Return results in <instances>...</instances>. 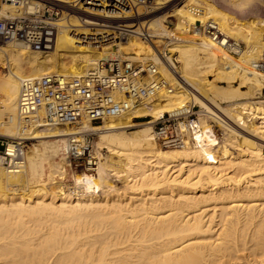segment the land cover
I'll use <instances>...</instances> for the list:
<instances>
[{"label": "bare ground", "instance_id": "1", "mask_svg": "<svg viewBox=\"0 0 264 264\" xmlns=\"http://www.w3.org/2000/svg\"><path fill=\"white\" fill-rule=\"evenodd\" d=\"M26 1L31 6L37 0ZM54 1L70 12L57 20L51 49L0 41V136L38 140L18 166L0 167V264H264V101L257 97L264 75L255 69L264 21L257 11L245 21L237 18L254 0H227L226 7L214 0H152L151 12L121 15L88 0ZM192 7L203 14L197 17ZM16 13L4 4L0 18ZM134 18L136 30L116 44L100 26ZM170 18L179 32L168 30ZM197 21H213L241 58L196 30L192 36L201 40H191L185 32ZM141 32L174 55L161 58L151 40L138 44ZM117 60H152L171 93L100 126L22 123L18 103L25 79L81 77L101 61ZM238 80L248 90L235 86ZM193 106L201 109L195 139L182 148L159 145L155 121ZM145 117L150 120L134 121ZM209 120L223 129L224 142ZM88 133L99 135L97 150L78 154L91 174H80L70 187L64 182L71 170L68 143H81Z\"/></svg>", "mask_w": 264, "mask_h": 264}, {"label": "built area", "instance_id": "2", "mask_svg": "<svg viewBox=\"0 0 264 264\" xmlns=\"http://www.w3.org/2000/svg\"><path fill=\"white\" fill-rule=\"evenodd\" d=\"M31 1V0H30ZM152 0H88L99 3L118 15L136 14L138 8L151 12ZM33 5H23V0H0V11L4 4L17 8L15 15L0 19V41H21L36 51H46L53 47L58 33L56 22L63 13L69 14L64 5L54 0L32 1ZM191 12L197 17L204 12L201 7H192ZM129 20V19H128ZM136 18L127 20H103L100 26L108 31L109 42L116 44L126 40L136 30ZM129 23L128 25L125 24ZM126 26H131L126 27ZM135 26V27H132ZM104 28V27H103ZM189 28V27H188ZM195 30L209 37L216 44H222L231 55H237L227 46L226 37L220 34L213 21L203 24L197 21L190 32ZM141 39L148 42L153 38L141 32ZM154 44V42H153ZM154 46V45H153ZM241 48V46H240ZM155 49L161 58L166 59L170 50ZM262 59L255 64V69L264 75V50ZM168 81L158 73V65L152 60L140 63L126 61H101L95 70L81 77L49 75L40 79H25L22 82L18 103V113L22 123L27 127L47 125L52 127H78L88 122L102 125L105 121L125 115L133 109L147 105L149 99L169 92ZM264 101V88L257 95ZM196 106L189 107L188 112L166 114L153 124L156 142L166 148L188 146L200 129L198 123L200 111ZM150 117L137 118L134 121H148ZM69 140L72 162L85 159L79 152H89V141ZM27 149V140H18L0 136V167L13 168L23 162Z\"/></svg>", "mask_w": 264, "mask_h": 264}, {"label": "rangeland", "instance_id": "3", "mask_svg": "<svg viewBox=\"0 0 264 264\" xmlns=\"http://www.w3.org/2000/svg\"><path fill=\"white\" fill-rule=\"evenodd\" d=\"M215 1V3L217 4V6H219V7H226L228 4H229V1H227V0H214ZM226 1V2H225ZM259 1V2H258ZM258 2V3H257ZM226 3V4H225ZM262 3H261V0H254L253 1V6H252V8H251V10H249V12H247V13H245V14H240V15H238L237 16V18L238 19H240V20H243V21H245L246 19H248L249 17H250V15H253V14H255V11H257L256 12V15L257 14H259V15H257L258 16V18H260V20H262V21H264V6H263V4L261 5ZM222 5V6H221ZM259 5H261V6H259ZM175 6V4H172L170 7H167L166 9H165V12H169L173 7ZM257 6V7H256ZM263 6V7H262ZM153 7H154V5H153ZM257 8V9H256ZM259 8V9H258ZM263 9V10H262ZM262 10V11H261ZM261 11V12H260ZM251 13V14H250ZM247 14V15H246ZM0 19H2V17L0 18ZM178 22L176 21V19L175 18H170V19H168L167 21H166V23H165V25L167 26V28H168V30H174L175 31V29H173L174 28V26L177 24ZM189 29L190 28H188L187 29V31L185 32V34L186 35H188V36H192L193 35V33L192 32H190L189 31ZM175 32H179V31H175ZM201 37H199V36H192V37H190V39L191 40H195V41H200L201 39H200ZM154 40L156 41L157 39H154L153 38V42H154ZM210 42H212L210 39H208ZM139 41L141 42V43H138V42H136V43H138V44H142L143 42H145L146 43V41H144L143 39H139ZM233 43H236L235 41H232ZM213 43V42H212ZM238 43V45L239 46H241V50L242 51H247L246 50V44L245 43H243L242 41H238L237 42ZM0 44H2V43H0ZM155 45H156V43H154ZM143 45V44H142ZM1 46V45H0ZM3 46V45H2ZM145 46V45H144ZM156 47L159 49V50H161V51H163L166 47H167V45L165 44V43H158L157 45H156ZM168 48V47H167ZM172 55H174V53L173 52H170L169 54H168V57H170V56H172ZM231 55V54H230ZM261 55H262V53H261ZM232 57H234V58H236V59H240L241 58V56L240 55H231ZM173 58L175 59V56H173ZM175 61V60H174ZM176 66L180 69V64L179 63H176ZM2 71H5V69H1ZM216 77H214V76H212L211 77V80H213V79H215ZM261 78H264V77H261ZM264 80V79H263ZM219 84V83H218ZM234 85L235 86H239V88L241 89V90H248L245 86H243V85H241L240 86V81L238 80V81H236L235 83H234ZM264 87V86H263ZM263 89V88H262ZM200 108L198 107V106H196V108H195V111H198ZM203 118V117H202ZM150 119V118H149ZM145 121H141L139 124H141V123H144ZM209 122V124H210V126H211V128H212V130H213V133L215 134V137L218 139V141L219 142H224L225 141V139L227 138V136H224L225 134H224V131H223V129L222 128H220L216 123H214V122H212L211 120H209L208 121ZM94 126H100V125H94ZM60 129H74V128H79V127H67V126H61V127H59ZM133 130V129H132ZM223 131V132H222ZM83 138V140L85 141V142H87V141H89V143L91 144V146L89 147V152H95L97 149V147H96V144H97V142H98V138H99V135L97 134V133H88L86 136H83L82 137ZM35 145H38V140H27V149H26V152L28 151V150H31V148H33V146H35ZM107 150L106 149H103V150H101V154H104V155H106L107 154V152H106ZM88 152V151H87ZM69 160V162H70V165H71V170L69 171V175H68V177L64 180V182L65 183H67L70 187L72 186V187H74V182L75 181H73V180H75L76 178H77V176H79L80 174H83V173H88V174H91V173H89V172H87L85 169H84V164L86 165V163L87 162H85V159H82V160H80V161H76V162H72V160H71V156H70V159H68ZM70 175H72V176H70ZM76 175V176H75ZM69 176H70V178H72V180L69 178ZM75 176V177H74ZM68 179V180H67ZM67 180V181H66ZM115 179H113V181H114ZM116 184H118V183H116Z\"/></svg>", "mask_w": 264, "mask_h": 264}]
</instances>
